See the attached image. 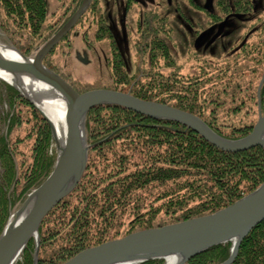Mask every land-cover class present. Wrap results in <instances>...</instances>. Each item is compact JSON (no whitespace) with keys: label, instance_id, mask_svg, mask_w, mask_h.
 Returning a JSON list of instances; mask_svg holds the SVG:
<instances>
[{"label":"trees","instance_id":"trees-1","mask_svg":"<svg viewBox=\"0 0 264 264\" xmlns=\"http://www.w3.org/2000/svg\"><path fill=\"white\" fill-rule=\"evenodd\" d=\"M234 1H237L234 4L237 10L241 7L246 10L250 4L247 0ZM228 2L216 0V5L227 6ZM47 6L46 0H0V12L5 13H0V26H5L11 37L18 35L24 39L22 52L26 56L33 57L40 48L36 43L41 37L38 32L44 28L48 17ZM260 15V33L251 45H243L244 54L236 51L216 64L203 60L205 63L198 70L201 74L197 76L185 78L178 72L181 65L171 62L167 46L156 45L155 56L165 54L170 61H166L171 70L166 76L171 86H167L165 93L153 94L139 89L131 93L190 111L220 136L231 140L244 138L255 124L244 116L241 118L240 114L244 112L249 117L259 114L258 98L264 112V83L259 97L257 91L264 73V11H260ZM55 31L57 29L47 30L45 39ZM115 69L122 74L119 67ZM153 74L156 76L152 82L150 71L147 79L154 88L155 78L163 76L158 72ZM122 79L118 82H125V78ZM67 81L78 92L90 91L86 87L77 88L70 79ZM0 82V86L6 83ZM163 83L159 85L165 86ZM5 91L6 100L12 106L16 101L29 104L15 87L6 86ZM2 96L0 89V106ZM207 103L219 106L207 115L204 108ZM11 114L0 110V235L13 209L49 177L57 158L56 154L49 153L53 133L40 111L30 106V113L26 112L25 116L34 125L25 137L17 136L13 140L10 131L25 124L24 119L21 121L22 113L13 109ZM233 117L235 119L227 125L221 122ZM5 123L10 126L6 134L2 132ZM86 131L90 145L87 168L73 193L43 219L39 228L38 264H59L86 247L131 232L215 213L264 182L261 146L228 152L181 122L154 119L128 108L101 104L88 113ZM29 242L22 260L16 264H32L35 245L33 239ZM240 244L231 264H264V220L248 232ZM231 247V241L218 244L185 264L223 263L230 256ZM163 263V258L141 262Z\"/></svg>","mask_w":264,"mask_h":264},{"label":"water","instance_id":"water-1","mask_svg":"<svg viewBox=\"0 0 264 264\" xmlns=\"http://www.w3.org/2000/svg\"><path fill=\"white\" fill-rule=\"evenodd\" d=\"M83 1L82 7L76 11V14L36 52L34 57H28L20 53L16 47L8 46L15 50L21 59L11 61L5 57L0 58V72L7 73L12 80L23 82L25 78L35 77V75L48 78L52 87L64 100L67 110L66 134L62 143L56 137L53 123L47 120L43 111L39 110L50 123L56 143L55 167L49 177L29 193L16 211L14 218L9 220L1 232L0 264H13L21 255V251L26 247L31 236H35L37 242L35 261L37 260L40 245L38 230L43 219L64 196L73 192L87 168L90 145L85 137L86 117L91 108L96 105L113 104L135 110L154 119L181 122L201 134L216 147L228 152L245 151L255 146H261L264 149V115L260 110L253 130L244 138L231 140L216 133L201 117L179 107L144 100L114 89L101 88L78 92L57 72L44 65L45 55L76 24V20L91 2V0ZM261 80L259 93L264 82V74ZM16 87L18 88V85ZM27 97L35 104L30 96ZM25 210L28 211V215L23 217L22 213ZM263 220L264 182L247 196L215 213L193 217L159 228L150 227L118 237V239L107 240L95 247L86 248L64 264H141V262L155 258H164L165 264H168L169 259H172L174 264H184L195 255L206 252L218 244L227 243V241L233 244L230 256L228 260L220 264H231L237 257L240 243L248 232Z\"/></svg>","mask_w":264,"mask_h":264},{"label":"rangeland","instance_id":"rangeland-1","mask_svg":"<svg viewBox=\"0 0 264 264\" xmlns=\"http://www.w3.org/2000/svg\"><path fill=\"white\" fill-rule=\"evenodd\" d=\"M46 1L48 2V6H47L48 17L45 22V26L47 24L46 26L47 29L44 26V28H41L42 30L40 29L41 31L38 32V35H41V37L37 39L38 43H42V41L44 42L41 45L36 43L38 46H40L38 50H40L46 42H48L51 38H53L55 34L65 26V24H67V22L76 14V11H78L84 3L83 0H46ZM124 1L125 0H91L90 4L88 5L84 13L76 20L75 22L76 24L73 25L66 32V35H64V37L61 38L55 44V46L45 55V59L43 60V62H45L47 66L49 65L54 70V72H57L63 78L67 80L70 79V81H73L74 85L77 88L86 87L89 90L101 89V88L114 89L120 92L123 91L126 93H130L131 95H134L131 93L133 89L135 91L136 89H139L142 92L149 90L148 92L153 94H155V92H157V94L158 92L165 93L164 90L166 91L167 86H171L172 84V83L168 84L169 81L168 73L171 70L167 67V64L169 63L166 61L169 60L168 58H163L161 55L159 57L157 56V58L154 60V63H152V61L150 60L151 52L149 51V47L145 45L144 41L146 37H143L144 35L142 34L143 33L142 30L144 29V27H142L141 23L137 22L136 20L138 19L139 15H140L139 17L140 21L143 18L144 12L141 14L142 12L141 8L148 10V12L150 9L147 8H151L153 10L154 17L157 19L153 18L154 25L152 23L150 25L151 27L154 26L157 29L161 27L162 28L167 27L168 29L167 32L169 33L168 36L167 33H164L163 31H158V32H163L161 37H163L164 35V38L162 40L168 43L166 45L169 47V51L171 53L170 60L172 63L177 62L178 65H181L180 71L178 72H180L185 78H187V76L200 75L201 73L198 70L201 69V66L205 63L203 60H207V61L209 60L212 63L216 64L219 62H224L225 59H227L230 56V53H232L234 50H237L238 54L240 52L243 53L245 49L242 48L243 47L242 43H244L248 39V34L246 32H250L254 30V28H257L258 24L260 25V23L257 24V22L255 23L250 22L249 25L246 24L247 21H245L246 19L245 17L239 18L238 21L237 19H233V20L229 19L225 25L224 23L220 22L217 23L215 27L214 24L212 29L210 28V32H208L207 35H202L201 34L202 32L200 33L201 35H197L198 31L196 29L195 31H193L194 28L193 29L190 28V22L194 21L193 15L196 14V17L198 16L201 17L203 21H206L205 20L206 17H204L202 12L199 13L196 7H194V5L200 2L203 3L204 6H207V8H213L214 6H212V2L214 0H190L192 5L189 3V0H170V2L168 0H162L163 3L162 6L157 5L158 4L157 0H155L154 2L152 1L150 2L147 0H140L142 1L140 7L138 8V5H135L133 3V6L130 10V14L124 16L125 18L124 21L128 20L127 30H126L125 23L122 24L120 21H118L116 19V15L114 12V9L117 6L118 7L120 6V8L122 7V3H124ZM262 1L263 0H259L260 5ZM177 5L178 8H176ZM213 9H211V11H213ZM260 9H262V7ZM73 11L74 14H72ZM0 13L5 14L4 11L3 12L1 11ZM110 13L114 18V20L118 21L117 24H115V22L112 19H110V17H108V14ZM103 16L105 18V21L108 24L110 23L112 31L116 32L117 35L116 40L119 43L118 46L121 55H118V53L115 51L116 43L113 42V35L112 32L108 30L107 27L108 24L106 25L105 22L102 20ZM158 19L161 20L160 23L157 21ZM56 29L57 31H55V33L52 34L51 37L45 39L46 37L45 32L47 30L51 32ZM105 29H107L108 31H106ZM8 32L9 31L8 29H6L5 26L3 25L0 26V43L5 42L4 44H7L8 46L16 47V49L20 53L24 54V52H22V50H24V48L22 49V42L24 39L21 40L20 39L21 37L18 35H14L15 38H13L10 36ZM203 33L206 34L205 31H203ZM250 37L251 39L248 41L246 46L251 45L253 41L257 40V32L252 33ZM147 39L149 41V35ZM211 39H213V42L214 40L217 42H215L214 45L207 47V44L213 43V42L210 43ZM227 41H229V43ZM111 44L113 45L112 47ZM37 45H35V50H37L38 48ZM111 53L114 55H118V59L122 60V63L120 61L121 69L123 68L122 74L121 72H119V70L115 69L116 67L109 65V60L110 57L112 56ZM148 71H150L152 74L151 82L154 79V75H155L153 74L154 72L155 73L158 72L163 76L159 78L160 77L159 75L158 77L155 78V81L153 83V85L155 86L154 88L151 87V82L149 79H147ZM122 78H125L124 80L125 82L119 83L118 81L123 80ZM2 80L6 82L5 83L6 86L9 85L13 86L17 91H19L16 85L10 82L9 80H6L3 77L0 78V81ZM156 81L157 83L155 84ZM161 81L164 82L163 84H165V86L159 85ZM5 85L3 84V86H0L1 91H3V96L1 97L2 103L0 106V110L3 111V113L11 112L12 113L11 116L13 115V109L18 114L19 112L22 113L21 121H23L24 119L23 123L25 124L21 126V128H18L17 126L15 127V129H12L9 133L10 138L11 140H13L16 139L17 136L25 137L27 135L26 134L27 130H30L31 126L34 125L33 121L31 123L29 122V120H26L25 114L26 112L30 113V106H33V108L38 112H39L38 109L39 107L37 108V106H35V104H33V102L29 100V98L27 97L29 95H27L26 93L24 95L21 91H19L20 94L27 101H29V104H26L24 102L22 103L19 100L20 101L19 103L18 101H16L15 102L16 104L12 106L11 102L9 101L8 103L6 100L7 95L5 91L6 89ZM259 85H258V89H259ZM115 86L119 88H116ZM260 93L258 91V97L260 96ZM172 94L177 96L176 93H172ZM200 101L202 102V99H200ZM257 102H258V113H259V110L261 111L262 102L260 101L259 98ZM216 106L211 103H207V105H205L204 107L206 110L205 114L208 115L210 111H212ZM262 114L264 115V112ZM240 116L241 118L244 116V119H246L247 121L253 120L254 124L258 121L259 118V114L254 116L251 115L249 117V115H247L244 112L243 114H240ZM239 118L240 117H238V119ZM234 119L235 117H233V119H229L228 121L226 120L224 121L220 120V121L225 122L227 125L228 123H231V121H233ZM216 121L219 122V120ZM239 121L241 120L239 119ZM9 127H10L9 124L5 123L2 126V130H3L2 132L3 133L7 132V129ZM51 133H52V129H51ZM27 142L29 143V139L27 140ZM31 143H32V139L30 140V144ZM28 148L26 147L25 150L29 151ZM49 153L50 154L53 153L57 155L56 143L54 141V137H53V142L49 148ZM72 193L73 192H71L70 194ZM70 194L64 196L62 200L67 196H69ZM158 194L160 193L158 192ZM62 200L60 202H62ZM21 205H19V207ZM19 207L13 209V211L9 216V220L14 218V215L16 211H18ZM167 219H169V217H167ZM178 222H182V221H178ZM173 223H177V222H173ZM164 225H170V224H164ZM161 226H154V227L159 228ZM31 239H33L35 245L34 251L32 252L33 253L32 264H38L39 261L38 252L41 246L40 231H39L40 245L37 252L38 258L36 261H35V254H36L35 250L37 247V242L35 240V236H31ZM29 241L26 244V247L30 243ZM26 247L21 251V255L13 262V264H16L18 261L22 260L24 254L23 251L26 249ZM90 247H95V246H90ZM90 247H86V248H90ZM86 248L83 250H86ZM83 250H81L80 252H82ZM78 253H76L75 255H77ZM75 255L72 256L71 258H74ZM155 259H159V258H155ZM67 260L60 262L59 264H64ZM165 263L166 260L164 259L163 264Z\"/></svg>","mask_w":264,"mask_h":264},{"label":"flooded vegetation","instance_id":"flooded-vegetation-1","mask_svg":"<svg viewBox=\"0 0 264 264\" xmlns=\"http://www.w3.org/2000/svg\"><path fill=\"white\" fill-rule=\"evenodd\" d=\"M147 1L154 2L155 0H147ZM168 1L170 2V0H168ZM249 1H250V4H247L248 6H247L246 10H244V8H242V7L239 10H237V8L234 5V4H237L236 3L237 1H234V0H229L227 6L216 5V0H214L212 2V6H214L213 7L214 9L213 8H207V6H204L203 3H200V2L196 3L194 5V7H196V9L198 10L199 13H201V12L203 13L204 17H206L205 18L206 21H203L202 18L199 17V16L196 17V14H195V15H193L194 16L193 17L194 21L190 22V28L191 29L194 28L193 31H195V29H196L198 31L197 35H201V34L202 35H207L208 32H210V28L212 29L214 24H215V27H216V24L220 23V22L224 23V25H225L228 22L229 19H232V20L233 19H237V21H238L239 18L245 17L247 19V20L245 19V21H247L246 24L249 25L250 22H252V23L257 22V24H258L260 22L259 18L261 16L260 15V11H264V0L261 2V5H260L259 0H247V2H249ZM133 3L135 5H138V8H139L140 5L142 4V1H140V0H125L124 3H122V7L121 8H120V6L119 7L117 6L114 9V12H115V15H116V19L118 21H120L122 24L125 23L126 30H127L128 20L124 21V19H125L124 16L130 14V10H131V8L133 6ZM157 3H158L157 4L158 6L159 5L162 6V4H163L162 0H157ZM189 3L192 5L190 0H189ZM115 4H118V3H115ZM249 5H252L251 8H250ZM261 7H262V9H260ZM176 8H178V5H177ZM141 9H142L141 14L144 12L143 13V18L140 21L139 20L140 15H139L138 19H136V20H137V22L141 23L142 27H144V29L142 30L143 31L142 34L144 35L143 37H146L144 42H145V45L149 47V51L151 52L150 60L152 61V63H154V60L158 56V55L155 56V52H154L155 46L156 45H160L163 48L166 44H168V43H166L165 41L162 40L164 38V35H163V37H161V35L164 32V33H167V36H168L169 33L167 32V30H168L167 27L166 28H162L161 27V28L157 29L154 26H152L153 27L152 28L150 25L154 22L153 18H155L153 10L151 8H147V9H150L149 12H148V10H146L144 8H141ZM153 9H155V8H153ZM211 9H213V11H211ZM155 10H157V9H155ZM108 17H110V19H112L115 22V24L118 23L117 20L116 21L114 20V18L112 17L111 13L108 14ZM126 19H127V17H126ZM155 19H157V18H155ZM102 20L105 22L106 25L108 24L105 21L104 16H103ZM163 20H165V19H163ZM157 21L159 23L161 22L160 19H158ZM153 25H154V23H153ZM107 27H108V30H110V32H112L113 42L116 43L115 44V51L118 53V55H121L120 54V50H119V46H118L119 43L116 40V37H117L116 32L112 31L110 23L107 25ZM103 29H101V30H103ZM105 30L108 31L107 29H105ZM260 30H261V25L258 24L257 28H254V30H252L250 32H246L248 34V39H247V41L245 43H248V41L251 39L250 36L252 35V33L257 32V34H259ZM158 31H163V32H158ZM203 31H205L206 34H204ZM148 35H149V41L147 39ZM229 41H227V42L229 43ZM211 42H213V39H211L210 43ZM215 42H217V41L214 40L213 43L207 44V47L214 45ZM242 44L243 45H247V44H244V43H242ZM112 46L113 45L111 44V47ZM167 48H168V51H169V47L168 46H167ZM113 49H114V47H113ZM236 51L237 50H234L232 53H234ZM118 55L112 54V56L110 57V60H109V65H111L113 67H119L121 69L122 60L118 59ZM211 55H213V54H211ZM114 56L116 58H114ZM163 58H167V57H165V54H164ZM120 61H121V63H120ZM122 69H121V71H122Z\"/></svg>","mask_w":264,"mask_h":264},{"label":"bare ground","instance_id":"bare-ground-1","mask_svg":"<svg viewBox=\"0 0 264 264\" xmlns=\"http://www.w3.org/2000/svg\"><path fill=\"white\" fill-rule=\"evenodd\" d=\"M4 43L5 42L0 43V58L5 57L10 59L11 61L20 60L21 58L18 56L17 52ZM43 63L44 65H46L45 62ZM47 67L52 69L49 65ZM2 77L18 85V88L20 89L19 91L22 90L21 92H23L24 94L26 93L30 96V98L35 102L37 108L39 107L38 109L43 111L47 120L53 123V125L55 126V132L57 134L56 137L58 138V141L62 143L65 139L66 134V105L59 93L52 87V85L48 81V78L35 75V77L30 76L27 79L25 78L24 81L21 82L15 79L12 80L11 77L7 75V73H5L4 71L0 72V78ZM69 83L71 84V82ZM85 137L87 139V131L85 132ZM27 215L28 211L25 210L22 213V216L24 217ZM172 262V259L168 260V264H171ZM172 264H174V262Z\"/></svg>","mask_w":264,"mask_h":264}]
</instances>
